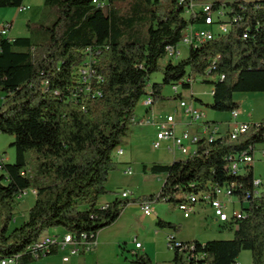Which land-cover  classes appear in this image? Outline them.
<instances>
[{"label":"trees","instance_id":"16d2710c","mask_svg":"<svg viewBox=\"0 0 264 264\" xmlns=\"http://www.w3.org/2000/svg\"><path fill=\"white\" fill-rule=\"evenodd\" d=\"M24 1L0 0V9H21ZM93 1L45 0L57 19L43 37L11 40L0 33V99L5 100L0 133L14 137L16 151L13 164H0L5 170L0 176V262L42 260L46 256L41 251L29 248L51 229L62 228L76 240L97 238L130 204L167 202L179 208L190 203V196L236 183L234 196L241 203L248 194L250 198L238 229L224 225L233 239L192 243L206 255V264H238L244 251L251 252L252 264H264V183L262 193L253 197L254 169L243 175L226 169L230 155L264 144V120L251 123L237 140L228 134L214 142L202 139L196 154L185 160L143 166L144 172L166 174L158 194L117 198L105 209L100 204L118 169L114 153L135 125L143 98L150 95L155 105L164 104L170 100L164 96L167 86L189 90L193 85L187 80L195 83L198 77L213 87L209 108L218 113L240 110L237 93H264V1L105 0L103 7ZM206 2L214 9L231 8L240 20L229 34L191 48L187 59L173 63L167 49L177 48L188 28L205 22L202 13L188 12L191 3ZM88 49L97 63L84 86L77 71ZM156 73L163 80L151 84ZM28 154L35 163L32 172L26 170ZM28 190L36 192V202L28 220L11 231L18 199ZM156 226L181 231L180 225L163 219ZM57 254L58 247L52 246L47 256ZM171 263L191 264L178 249ZM129 264L154 263L146 253H136Z\"/></svg>","mask_w":264,"mask_h":264},{"label":"rangeland","instance_id":"374dc122","mask_svg":"<svg viewBox=\"0 0 264 264\" xmlns=\"http://www.w3.org/2000/svg\"><path fill=\"white\" fill-rule=\"evenodd\" d=\"M106 2L105 0H103ZM249 2L264 1V0H247ZM45 0H34L36 6H41L39 17L28 21L29 10H22L16 8L0 9V27L6 23L14 22L12 31L8 33V38H27L31 36L43 37L45 36V28L51 27L57 19L56 12L45 8L43 4ZM226 2V0H225ZM189 15H186L188 18ZM30 20V19H29ZM181 55L178 59H174L173 63H178L185 60L190 55V50L187 47L181 46L179 49ZM162 65L166 64V60L161 61ZM163 80L161 73H156L151 76V83H160ZM197 82L192 89L182 90L185 98L192 102L197 108L206 113L208 121L216 122V118H220L221 122H226L230 118V113L214 112L209 108L213 102V96L208 92L212 89L209 84H202L201 77L197 78ZM166 94H172V87L167 86L164 90ZM207 93L201 95L203 104L194 102L190 93ZM166 97V96H165ZM235 101L241 104V118H248L254 122L261 121L264 117V95L263 94H246L237 93L234 95ZM166 103V104H165ZM164 104H156L157 109H163L166 114H175L176 119L181 114H176L177 108L180 107L179 99L170 98ZM140 105L142 103L140 102ZM155 105V104H154ZM141 109V108H140ZM180 112V111H179ZM220 115V116H217ZM222 124V123H221ZM146 133L139 136L135 142L130 141L133 153L130 155L129 146L127 147L125 140L124 144L119 147L124 149L125 155L117 157L115 161L118 163L117 171L112 173L111 178L107 184L110 193V199H121V193L124 190L133 192L130 199H137L143 196H150L158 194L165 182V176L157 175L151 171L144 172L143 166L150 167L154 164H172L178 158H183L181 152H176L175 155L170 154L168 150V143H163L159 150L153 148L156 141V131L152 127H144ZM130 135V134H129ZM129 137V136H128ZM127 137V138H128ZM14 141L13 136L0 133V164H13L16 158L15 148L11 146ZM260 147V146H258ZM131 156V157H130ZM126 157L130 158V163H123ZM3 160V161H2ZM27 172H32L35 169V163L32 161L31 155L28 154ZM255 178L262 180L264 183V159L256 154L254 163ZM131 168L132 174L128 175L126 172ZM5 174V170H0V176ZM263 190V187H261ZM104 196V197H106ZM102 197V198H104ZM36 196L29 190L18 199L19 205L15 211L14 222L11 225V231L21 227L27 220L30 209L35 204ZM234 200V199H233ZM159 219L174 222L181 226V231L176 235L171 230H161L156 233L155 223ZM52 230V229H51ZM62 232V230H58ZM177 236V239L183 242L199 241L206 243L214 240H231L234 237L233 232L226 230L223 223L219 222L213 216V211L209 206L199 204L195 207V213L191 215L190 219H185L184 214L178 208H174L172 204L167 202L153 203V213L151 216H145L142 204L140 202L130 204L127 207L123 217L113 226L108 227L101 235L100 241L102 244L97 250L71 257L72 264H129L133 258V252L144 253L145 248L149 249L154 264H172L174 258V251L168 248V236ZM56 236V232H46L43 237ZM140 242L143 249L137 250L136 243ZM68 253L60 251L59 255L45 258L37 264H62V258ZM159 261V263L157 262ZM157 262V263H156ZM239 264H252V254L250 251L242 252L238 259Z\"/></svg>","mask_w":264,"mask_h":264},{"label":"built area","instance_id":"2783aa9c","mask_svg":"<svg viewBox=\"0 0 264 264\" xmlns=\"http://www.w3.org/2000/svg\"><path fill=\"white\" fill-rule=\"evenodd\" d=\"M183 2L184 0H180ZM94 4L98 7H103V0H94ZM22 11V9H20ZM189 13L197 14L202 13L204 16L205 22L200 26L188 28L180 42V45L177 48H168V58L178 59L181 55L179 48L181 46L189 48L199 47L202 44L211 42L218 37L225 36L229 34L232 30L233 24L237 23L240 20L239 16L233 15L231 8L221 5L217 9L213 8L212 2L206 3H191ZM230 13L232 15H230ZM11 23H6L0 27V33L2 36L8 38V33L11 30ZM247 36L245 35L244 38ZM87 60L83 66H81L77 74L79 76L80 82L85 86L89 84L91 75L93 74V65L97 61L92 56V50L88 49L86 51ZM224 79V77H221ZM191 85L194 84L193 80L188 79ZM88 87L86 90L90 91ZM174 97H177L180 101V110L182 115L188 120L189 126L194 129H186L181 133H178L177 126L178 121L175 114H166L164 116L160 115L161 121L154 123L153 119H144L140 122L144 126H155L156 127V141L153 144L155 150H159L162 147L163 142H170L168 147L169 152L174 153L175 151L181 152L186 159L195 155L197 152V145L199 141L205 139L209 142H214L217 139L228 134L232 140L239 139L242 135L246 134L250 127L251 123L249 122H239V111H233L230 113L231 116V127L230 130L222 134L219 131V127L207 120L206 113L197 108L192 102L188 100H183L181 85L173 86ZM5 100H0V107L3 105ZM141 103L148 110L153 109L154 102L150 95L146 96L141 100ZM176 114H179L176 111ZM253 123V122H252ZM261 149L257 147H251L247 152H242L240 154L230 155L226 160L227 171L232 175H243L250 171L251 168L254 169V163L256 154L258 153L260 157L264 159V144L261 145ZM124 150L118 148L114 153V158L122 156ZM3 161V160H2ZM0 170L2 166L0 165ZM126 174L131 175V168L126 172ZM263 186L262 180L254 179V191L252 196L256 197L262 193L261 187ZM237 184L232 183L229 187L226 188H215L212 193H205L199 196H190L189 204L181 205L178 209L181 210L186 219L190 218L193 213H195V207L199 204L209 206L213 211V216L215 218H223V225L233 224L235 229H238V221L243 219L246 216V211L244 210L247 207V201L250 198V194L247 195L245 202L241 203L238 198L233 194V189H236ZM133 196V192L130 190H124L121 193V199H130ZM22 197V196H21ZM20 197V198H21ZM234 199V200H233ZM103 209L107 208L108 205H102ZM142 209L145 216H151L153 213V203L145 202L142 203ZM52 246H57L59 250L64 251L70 249V255L63 258V263L68 264L70 257L79 256L81 254L89 253L94 251L97 246V238L91 237V239L83 235L80 239L76 240L75 237L70 233H65L64 235L56 236H46L42 237L35 245H33L29 250L36 253L40 252L47 256L49 254L50 248ZM142 244L137 242L136 249L140 250ZM168 248L172 251L175 249L180 250L186 256V259L191 264H206L204 253H198L196 250V245L194 243L183 244L175 236H170L168 238ZM132 255H136V252H133ZM36 257L38 255L36 254ZM0 264H21L18 257L4 259ZM239 264V263H238Z\"/></svg>","mask_w":264,"mask_h":264},{"label":"crops","instance_id":"0c3cea01","mask_svg":"<svg viewBox=\"0 0 264 264\" xmlns=\"http://www.w3.org/2000/svg\"><path fill=\"white\" fill-rule=\"evenodd\" d=\"M44 1V0H43ZM233 1H235V0H226V3H228V2H233ZM243 1H246V2H249V1H247V0H243ZM44 4V3H43ZM22 10H29V12H28V21H31L32 19H34V18H37V17H39V13H40V10H41V6H36L35 4H34V0H25L24 1V5H23V7L21 8ZM20 10V9H19ZM30 19V20H29ZM11 25H12V28H11V31H12V29H13V26H14V22H11ZM14 39H16V38H13L12 40H14ZM180 49V48H179ZM198 81V80H197ZM196 81V82H197ZM195 82V83H196ZM194 83V84H195ZM201 83H202V80H201ZM152 84V83H151ZM150 84V85H151ZM194 84H193V86H194ZM203 84V83H202ZM192 86V87H193ZM212 87V86H211ZM150 89H151V86H150ZM192 89V88H191ZM193 90V89H192ZM204 94H207V93H197V92H194V93H190V96L189 97H191L192 99H194V102H198V103H200V104H203V101H202V98H201V95H204ZM208 94L209 95H211V96H213V87H212V89L208 92ZM257 94H263L264 95V93H257ZM164 96H166V97H168L169 99L170 98H174V99H178L177 97H174V93H173V89H172V94H166L165 92H164ZM182 98H183V100H187L186 98H185V96H184V93L182 92ZM166 104V103H165ZM139 107V106H138ZM141 108V109H140ZM140 108H137V110H136V119H135V125L132 127V130H131V132H130V135H129V137L128 138H126V140H127V142H126V144L125 145H127V147L129 146V153H130V155L133 153V150H132V146H131V144H130V141H132V142H135L136 140H138V138H139V136L140 135H142V134H145L146 133V129H144V127H148L149 128V126H144V125H141L140 124V122L142 121V120H144V119H153L154 120V123H157L158 121H161V119H160V115L161 116H164L165 115V111L163 110V109H157V107H156V105H154V107H153V109H151V110H148L146 107H144L143 105H140ZM177 111L181 114V118H179V116L177 117V121H178V128H177V131H178V133H181L182 131H184V130H186V129H190V130H193L194 131V129L193 128H191L190 126H189V122H188V120L182 115V111L180 110V108L178 109L177 108ZM241 111H242V108H240V110H239V113H240V115H239V122H249V123H252V122H254V121H252V120H250V119H248V118H241V116H242V114H241ZM171 114V113H170ZM216 114H219V113H216ZM217 116H220V115H217ZM264 120V117L262 118V120L261 121H263ZM261 121H257V122H254V123H259V122H261ZM211 122V121H210ZM211 123H214V124H216L218 127H219V131L222 133V134H225V133H227L229 130H230V127H231V116H230V118H229V120L228 121H226V122H221V119L220 118H216V122H211ZM222 123V124H221ZM150 127H152L153 128V130H155L156 131V127L155 126H150ZM157 132V131H156ZM156 136H157V133H156ZM163 143H168V147L170 146V142H168V141H166V142H163ZM259 149H261L262 147L260 146V147H258ZM124 150V149H123ZM176 152H179V151H175L174 153H171L170 152V154H172V155H175L176 154ZM125 151H124V153H123V156L125 155ZM180 153V152H179ZM182 154V153H181ZM183 155V154H182ZM132 156V155H131ZM130 156V157H131ZM262 158V157H261ZM186 159V157L183 155V158H178L177 160H185ZM256 159V158H255ZM123 163H130V158H128V157H126V160H124L123 161ZM163 165H170V164H163ZM157 175H163V176H165V179H166V174H157ZM111 176H112V174H111ZM111 176H110V178H111ZM254 177H255V167H254ZM109 190H111L110 188H109ZM35 196H37V194H36V192L34 191V190H30ZM112 191V190H111ZM27 192H29V190L28 191H26L25 193H27ZM117 199V198H116ZM116 199H110V196H106V197H104V198H101L100 199V204L101 205H108V204H110V203H112V202H114ZM36 201V200H35ZM127 210V208L124 210V212H123V214L121 215V217L118 219V221L123 217V215H124V213H125V211ZM185 218V217H184ZM191 218V217H190ZM190 218H188V219H190ZM186 219V218H185ZM117 221V222H118ZM117 222H115L113 225H115ZM172 223H174V222H172ZM112 225V226H113ZM111 227V226H110ZM155 228H157V226H156V223H155ZM107 229V228H106ZM106 229H104V230H102L98 235H97V243H98V246H97V248L95 249V250H97L99 247H100V245L102 244V242L100 241V239H101V235L103 234V232L106 230ZM58 230H62V232H59ZM51 231H53V232H56V235H64L65 233H66V231L64 230V229H62V228H58V229H52V230H49L48 231V233H50ZM156 233H159V232H161L160 231V229L159 228H157V230L155 231ZM176 234V233H175ZM179 233H177L176 235H178ZM52 236V235H51ZM171 235H169L168 236V238L170 237ZM176 238H177V236H175ZM167 238V239H168ZM181 241V240H180ZM181 242H183V241H181ZM140 243V242H139ZM141 249H143V246H142V248ZM60 251L61 250H59L58 249V254L57 255H59L60 254ZM63 252H66V253H68L67 254V256H69L70 255V249H66V250H64ZM144 253H146L150 258H151V260L153 259L152 258V256H151V254H150V252H149V249H147V248H145V246H144ZM86 254V253H85ZM85 254H81V255H85ZM65 257V256H64ZM63 257V258H64ZM74 257V256H73ZM45 258H48V256H46V257H44L43 259H45ZM63 258H62V264H64L63 263ZM42 259V260H43ZM41 261V260H40ZM153 261V260H152ZM71 262V257H70V261H69V263ZM158 263H159V261H157ZM156 262V263H157ZM37 263H39V261L38 262H36V263H34V264H37ZM68 263V264H69ZM72 264H77V262H74V263H72Z\"/></svg>","mask_w":264,"mask_h":264},{"label":"bare ground","instance_id":"6f19581e","mask_svg":"<svg viewBox=\"0 0 264 264\" xmlns=\"http://www.w3.org/2000/svg\"><path fill=\"white\" fill-rule=\"evenodd\" d=\"M1 100V99H0ZM149 217V216H148ZM217 220L221 223H223V218H217ZM134 256V255H133Z\"/></svg>","mask_w":264,"mask_h":264}]
</instances>
